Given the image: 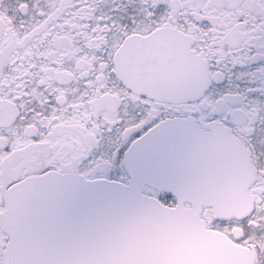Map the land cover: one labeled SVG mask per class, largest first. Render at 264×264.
<instances>
[{
  "label": "snow or ice",
  "instance_id": "obj_1",
  "mask_svg": "<svg viewBox=\"0 0 264 264\" xmlns=\"http://www.w3.org/2000/svg\"><path fill=\"white\" fill-rule=\"evenodd\" d=\"M0 264H264V0H0Z\"/></svg>",
  "mask_w": 264,
  "mask_h": 264
}]
</instances>
